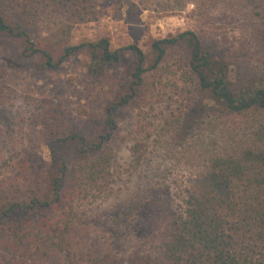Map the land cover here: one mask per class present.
<instances>
[{"label": "trees", "instance_id": "trees-1", "mask_svg": "<svg viewBox=\"0 0 264 264\" xmlns=\"http://www.w3.org/2000/svg\"><path fill=\"white\" fill-rule=\"evenodd\" d=\"M172 1L192 4L205 26L218 0ZM223 1L236 17V0ZM78 3L0 0V39L17 43L23 57L38 56L48 72L86 55L87 77L108 93L96 132L60 141L79 158L73 176L63 150L51 148L46 184L25 192L13 183L0 187V264H264V69L251 64L229 73L191 30L152 40L150 60L134 44L112 50L106 38L71 45L72 22L86 15ZM261 29L252 38L264 61ZM35 31L46 36L42 46ZM125 55L129 65L118 79L112 73ZM125 108L137 110L141 122L134 165L150 142L169 168L156 167L130 199L91 219L103 243L87 249L74 238L90 234L80 210L110 192L112 138Z\"/></svg>", "mask_w": 264, "mask_h": 264}, {"label": "rangeland", "instance_id": "rangeland-1", "mask_svg": "<svg viewBox=\"0 0 264 264\" xmlns=\"http://www.w3.org/2000/svg\"><path fill=\"white\" fill-rule=\"evenodd\" d=\"M83 2L76 5H85L83 13L86 15L83 20L72 22L68 41L71 45L106 38L112 50L134 44L150 60L152 40L174 37L191 30L198 34L207 50L228 63L229 73L244 71L251 64L264 69V61L258 57L263 53L259 50V55L254 53L257 40L252 38L261 33V27L264 29V0H236L234 18L226 14L225 6L230 1L218 0L211 4L215 8L205 26L196 8L183 1ZM212 23L216 30L210 28ZM225 27L229 31L223 33L221 28ZM34 37L37 45L44 44L46 36L43 32L35 31ZM262 39L260 35L259 44L264 47ZM251 53L253 56L249 57ZM88 61L86 55L79 54L48 72L39 67L41 60L38 56L23 57L17 43L0 39V187L13 183L20 192H25L31 184H46L51 175V148L63 150L68 177L73 176L79 158L73 146H64L60 141L82 130L95 133L108 97L107 92H97L96 85L87 77ZM128 65L129 57L125 55L112 75L123 78ZM139 118L135 109L118 111V128L112 138L110 192L80 210L83 213L80 218L90 223V234L83 232L84 237L74 236L76 243L87 249H100L103 243L94 233L91 219L106 215L111 206L130 199L147 182V175L153 177L156 167L160 171L169 168V160L160 150H152L150 142L142 147L145 160L138 166L134 165L132 148L136 143L137 126L141 123ZM51 264L63 263L56 261Z\"/></svg>", "mask_w": 264, "mask_h": 264}]
</instances>
